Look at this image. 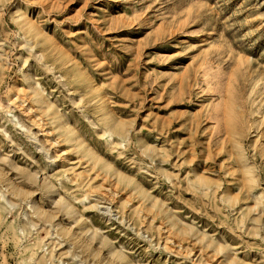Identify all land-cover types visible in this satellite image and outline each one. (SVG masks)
<instances>
[{"label": "rangeland", "instance_id": "374dc122", "mask_svg": "<svg viewBox=\"0 0 264 264\" xmlns=\"http://www.w3.org/2000/svg\"><path fill=\"white\" fill-rule=\"evenodd\" d=\"M0 264H264V0H0Z\"/></svg>", "mask_w": 264, "mask_h": 264}]
</instances>
